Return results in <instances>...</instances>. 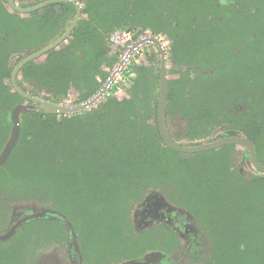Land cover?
<instances>
[{
    "label": "trees",
    "instance_id": "1",
    "mask_svg": "<svg viewBox=\"0 0 264 264\" xmlns=\"http://www.w3.org/2000/svg\"><path fill=\"white\" fill-rule=\"evenodd\" d=\"M13 1L29 8L46 0ZM75 1L80 17L72 32L19 69L23 92L79 105L99 90L119 55L109 41L113 31L162 38L174 73H166L165 105L173 141L196 146L241 136L264 165V0ZM75 13L69 2L17 12L0 0V152L13 110L32 103L13 87L14 67L60 37ZM159 67L158 49L146 43L127 67L124 85L89 109L21 113L19 138L0 167V234L34 208L53 212L0 241V264H50L41 260L49 247L65 249L70 264H124L150 253L162 259L172 253L171 234L133 226L135 206L155 190L186 208L205 234L208 256L199 251L202 244L190 248L200 253L198 264H264V173L238 144L193 153L165 145ZM170 118L184 125L179 135ZM238 147L254 169L248 178L237 165Z\"/></svg>",
    "mask_w": 264,
    "mask_h": 264
},
{
    "label": "water",
    "instance_id": "2",
    "mask_svg": "<svg viewBox=\"0 0 264 264\" xmlns=\"http://www.w3.org/2000/svg\"><path fill=\"white\" fill-rule=\"evenodd\" d=\"M69 2L75 5L76 7V13L73 21L69 25V27L65 30V32L55 39L53 42L48 44L47 46L37 50L34 53L28 54L25 57H23L20 61H18L17 65L14 67L13 72L11 74V82L13 87L22 95H24L26 98L30 99L32 103H22L15 107L12 113V128L11 132L9 134L8 139L6 140L1 152H0V167L5 164L7 161L12 149L14 148L15 144L17 143V140L19 138L20 134V115L24 111H42L45 113H55V114H72L75 112L83 111L85 110V107L87 105V102L81 103L79 105H68V104H56L52 103L37 97L30 96L23 92L16 83V75L19 71V69L25 65L27 62L39 57L40 55L50 51L55 46L59 45L73 30L75 27L79 17H80V7L78 6L77 2L75 0H46L43 1L40 4H37L33 7L29 8H20L18 7L13 0H8L9 5L16 10L17 12H27L30 10L38 9L42 6H45L49 3H56V2ZM143 44L146 43H152L159 51V58H160V79H159V99H158V124L159 129L161 131L162 139L168 147L172 148L175 151L178 152H184V153H193V152H199L203 150H209L212 148L219 147L221 145L225 144H238L243 147H245L249 152V158L251 161V164L253 167L257 168L259 171L264 173V165L258 162L256 158V152L255 148L250 141L244 137L241 136H226L219 138L215 141L209 142V143H202L198 144L196 146H184L181 144H178L173 141L171 138L169 131L167 129L166 125V117H165V105H166V86H167V74H166V55L165 50L162 46L161 41L153 36L148 35L145 39H143ZM53 211L48 209L33 210L32 213L22 216L21 218H18L15 220V222L9 227V229L3 233L0 234V241H4L9 239L13 233L27 220L42 217L46 213H51ZM67 225H70L69 222H67ZM72 235H75L74 231H72ZM161 258V255L156 253H150L142 260H132L129 262H126L124 264H153L157 260Z\"/></svg>",
    "mask_w": 264,
    "mask_h": 264
},
{
    "label": "flooded vegetation",
    "instance_id": "3",
    "mask_svg": "<svg viewBox=\"0 0 264 264\" xmlns=\"http://www.w3.org/2000/svg\"><path fill=\"white\" fill-rule=\"evenodd\" d=\"M161 194L165 195L155 190L153 194H147L146 198L135 206L133 211L135 230L143 231L153 228L154 234L164 236L166 232H169L173 237L172 253L155 264H198L202 257L200 253L190 252V248L192 244H202L203 247L199 251L205 250L208 256L205 234L183 210L186 208L171 203L166 195L163 197Z\"/></svg>",
    "mask_w": 264,
    "mask_h": 264
},
{
    "label": "built area",
    "instance_id": "4",
    "mask_svg": "<svg viewBox=\"0 0 264 264\" xmlns=\"http://www.w3.org/2000/svg\"><path fill=\"white\" fill-rule=\"evenodd\" d=\"M147 36L138 35V33L128 29L116 30L109 35V41L119 48V55L99 90L85 101L87 102L85 109H89L102 98L109 97L114 93L122 82L127 67L141 51L144 45L142 41Z\"/></svg>",
    "mask_w": 264,
    "mask_h": 264
},
{
    "label": "rangeland",
    "instance_id": "5",
    "mask_svg": "<svg viewBox=\"0 0 264 264\" xmlns=\"http://www.w3.org/2000/svg\"><path fill=\"white\" fill-rule=\"evenodd\" d=\"M158 39L161 41L162 46H163V48L165 50V55H166V73L170 74L169 77H173V74L174 73L169 72L172 69L171 68V63H169V44L167 42H165L162 38H158ZM125 79L126 78L124 76V78H123V80L121 82L122 85H124L123 84V81H125ZM170 122H171V126H172L174 132L177 131L178 135L183 132L184 125L182 123H180L181 120H179L178 118H170ZM216 131H218V132H216ZM216 131H214L212 133V137L215 135V133L218 134V133L221 132V130H216ZM178 137H179L178 138L179 142H182V143L187 142V141L184 140V138L182 136H178ZM237 149H238L237 151L239 152V155L237 156V165L240 168V171H241V173L243 175V178H248L249 177V174L251 172H254V169L252 168V166L250 165V163L248 162V160L241 155V153L243 152L241 150V148L238 147ZM164 194L166 195V192ZM161 195L163 197H165V195H163V194H161ZM22 205L23 204L18 205V209H16V211H20L21 210L20 208L22 207ZM26 205H28V204H26ZM29 205L33 206V202H31ZM33 210L38 211V209L34 208V209H32V211L30 213H32ZM48 210H51V209H48ZM70 257L71 256L67 253V251L65 249L64 250H59V249H57L55 247H52V248L49 247V248L45 249L44 251H42V253H41V260H43V261L45 260L46 262L48 260H51L50 264L54 260L56 261V260H60V259H63L64 262H67V263L70 264V263L73 262V259H71Z\"/></svg>",
    "mask_w": 264,
    "mask_h": 264
}]
</instances>
